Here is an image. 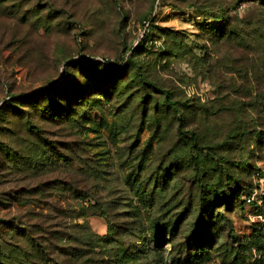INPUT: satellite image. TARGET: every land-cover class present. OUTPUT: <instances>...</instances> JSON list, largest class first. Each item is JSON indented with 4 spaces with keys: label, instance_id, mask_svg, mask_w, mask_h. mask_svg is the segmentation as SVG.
Wrapping results in <instances>:
<instances>
[{
    "label": "rangeland",
    "instance_id": "rangeland-1",
    "mask_svg": "<svg viewBox=\"0 0 264 264\" xmlns=\"http://www.w3.org/2000/svg\"><path fill=\"white\" fill-rule=\"evenodd\" d=\"M6 102L0 264H264V0H0Z\"/></svg>",
    "mask_w": 264,
    "mask_h": 264
},
{
    "label": "trees",
    "instance_id": "trees-1",
    "mask_svg": "<svg viewBox=\"0 0 264 264\" xmlns=\"http://www.w3.org/2000/svg\"><path fill=\"white\" fill-rule=\"evenodd\" d=\"M207 12L208 11H206V10L203 11V13H207ZM224 13H228V11L220 10L219 14L214 15V17L217 20L223 22V25H224L223 28L230 27V16L229 15H226V16H223V17H219V15L224 14ZM56 88H61V87H59V86L58 87H52L51 89L53 91H56L57 90ZM53 91L50 92L49 88H47L45 94L47 95V94H49V92H50V94H52ZM35 97H36L35 94H33V95H30L28 98H30V99L34 98L35 99ZM11 106H12L11 103L6 102L4 104V106L0 108V125L2 123H4L5 115L7 113V110L9 108H11ZM53 106H56V104L54 102H52V101H49V107L51 109L50 108H42L43 107L42 103H41V105L39 103L38 104L34 103L33 106H32L34 108V111H35L33 115H36L37 113L39 114L40 111H43V113L47 117H49V116L56 117V115L52 116V113H53V109L52 108H53ZM10 112H12V110ZM50 119L52 121L56 120V118H50ZM34 128L36 130V133L39 132L40 134H42V131H40L36 126L34 127L30 123L26 124V129L29 132H31L33 136H34L33 132H35V131H33L32 129H34ZM2 129H3L2 126H0V136L4 133L2 131ZM25 146H27V147H25L26 148L25 152H27V150H28V152H30V153L28 155L26 154V155L22 156L18 152L12 151L10 149V147H8V145L4 144L0 140V152H1V155L5 156L4 160H2V158L0 157L1 158L0 159V165L1 164H4V165L8 164L9 166H6L7 168H10V167L15 166V165L17 167H20V165H22V166L25 165L27 169L32 170V171H37L38 169H41V168L45 167V170H46V169H49L52 166H55L56 164H58L60 161H62V158L65 157V156H60L59 159H54L51 156L52 155L51 154V149H49L47 146H39L35 142H28V144L25 145ZM54 153H55V155H58L61 152H58V150H57ZM17 154L20 155L18 158L16 156ZM35 154H36V156H35ZM30 155H32L33 157L30 156ZM256 173L261 175L260 171H258ZM61 185L64 186V187H69V190L73 191V194L75 196L74 198L77 200V204L75 206V209L78 212H80L81 210L86 209V204L87 203L85 201V199H86L85 197H87V195L85 193H87V192L83 193V191L80 190V188H78V184L77 183L76 184H70V185L62 183ZM49 186H50L49 184H44L43 187L49 188ZM254 189L255 188H253L249 192V194L246 195L245 203L247 204V206H252L256 210V212H260L264 208V206L260 207V206H258L256 204H248L247 203V197H249L253 193ZM80 218H81V216H80ZM127 251H128L127 248L120 249L118 254H122V255L120 257H118V255H117L116 258H115V261L116 262H124V260L129 259V257H131V255L129 253H127L125 255V253ZM82 255L83 254L81 252H78L77 254H73L72 258H74L75 261H71V262H77V260H80L82 258Z\"/></svg>",
    "mask_w": 264,
    "mask_h": 264
},
{
    "label": "built area",
    "instance_id": "built-area-1",
    "mask_svg": "<svg viewBox=\"0 0 264 264\" xmlns=\"http://www.w3.org/2000/svg\"><path fill=\"white\" fill-rule=\"evenodd\" d=\"M259 176V174L257 173ZM248 204H256L260 207L264 206V190L261 187L256 186L253 193L247 197ZM261 217V216H259Z\"/></svg>",
    "mask_w": 264,
    "mask_h": 264
}]
</instances>
